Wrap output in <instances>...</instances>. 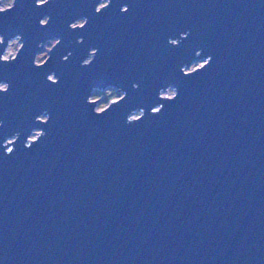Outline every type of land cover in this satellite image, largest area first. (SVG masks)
<instances>
[{"label": "water", "instance_id": "obj_1", "mask_svg": "<svg viewBox=\"0 0 264 264\" xmlns=\"http://www.w3.org/2000/svg\"><path fill=\"white\" fill-rule=\"evenodd\" d=\"M99 2L19 0L0 16L6 41L26 45L0 63L11 86L0 94V264H264V0H112L97 14ZM84 17L86 28L69 27ZM113 85L126 100L97 116L88 96ZM168 86L174 102L159 98ZM139 108L144 119L126 123Z\"/></svg>", "mask_w": 264, "mask_h": 264}, {"label": "clouds", "instance_id": "obj_2", "mask_svg": "<svg viewBox=\"0 0 264 264\" xmlns=\"http://www.w3.org/2000/svg\"><path fill=\"white\" fill-rule=\"evenodd\" d=\"M19 0H0V16H5L10 12L15 11ZM52 3V0H35V4L37 7H44ZM112 0H101L96 6V13L100 14L104 10L108 9L111 5ZM130 11L127 5L121 8L122 13H128ZM51 20L50 16H46L45 18L40 20V25L42 27H46L49 25ZM89 23V19L87 17L77 19L75 22L71 23L69 27L72 30H82L86 28ZM189 35V32L181 33L179 39H169L168 43L172 46H179L182 39H186ZM61 39H55L49 41L47 44H41L40 47L44 48V51L38 53L34 59V66L37 68H42L46 66L51 60L52 52L61 44ZM78 43H83V38H79ZM3 54L0 55V63L11 64L17 61L20 56L22 50L25 48V42L23 40V36L21 34H17L14 38L6 41L4 35L0 34V46H4ZM99 53V49L93 48L89 52L88 58L84 59L82 62L83 67L91 66L96 56ZM196 57L199 58L203 55V50H198L195 53ZM71 56V53L65 55L63 60L67 62ZM42 57L45 58L42 60ZM212 56H208L205 59H197L192 62L190 65L184 66L181 71L184 76L190 77L194 76L206 68H208L211 64ZM43 65V66H41ZM47 80L55 85L59 83V77L53 72L47 76ZM10 83L8 82H0V94H7L10 91ZM134 88H139L138 84L133 85ZM179 97V89L175 86H168L166 89H162L159 93V98L162 101L166 102H174ZM127 98V93L122 88H117L115 85L111 87H107L104 89H95L93 94L89 95L87 98V103L93 106V111L97 116L106 115L108 112L112 110L114 106L120 105ZM164 108V104H160L159 106L153 107L151 109V114L158 115L162 112ZM146 111L143 108L134 109L126 118V123L128 124H136L140 123L144 117L146 116ZM51 119V114H41L36 117L37 123L40 124H48ZM0 127H3L2 122H0ZM46 135V132L40 128L35 129L33 133L27 138L26 147H31L34 144L39 143V141ZM20 139V134L17 133L13 138H9L5 141L6 153L11 154L14 151V145Z\"/></svg>", "mask_w": 264, "mask_h": 264}, {"label": "rangeland", "instance_id": "obj_3", "mask_svg": "<svg viewBox=\"0 0 264 264\" xmlns=\"http://www.w3.org/2000/svg\"><path fill=\"white\" fill-rule=\"evenodd\" d=\"M56 39H57V38H56ZM53 40H55V39H53ZM49 41H51V40H49ZM49 41H47V42L44 43V44H47ZM42 51H44V48H42V50H41L40 52H42ZM40 52H39V53H40ZM43 59H45V58L42 57V60H43ZM189 65H190V64H189Z\"/></svg>", "mask_w": 264, "mask_h": 264}]
</instances>
